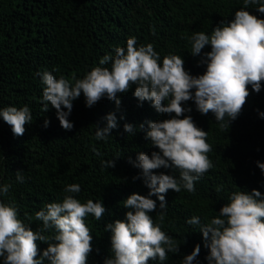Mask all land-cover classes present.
Masks as SVG:
<instances>
[{
	"label": "trees",
	"instance_id": "obj_1",
	"mask_svg": "<svg viewBox=\"0 0 264 264\" xmlns=\"http://www.w3.org/2000/svg\"><path fill=\"white\" fill-rule=\"evenodd\" d=\"M243 7V0H0V108L27 106L33 117L19 137L0 118V184L12 185L9 195L0 199L14 202L20 218L34 231L43 228L35 213L48 203L62 202L66 195H74L81 203L102 201L104 217L96 221L89 216L85 222L93 237L87 264H104L113 256L106 224L125 221L126 213L134 211L124 207L129 195L149 192L141 170L129 162L136 161L140 152L151 155L159 151L145 138L146 121H163L175 114L158 113L150 101L141 103L133 95V86L118 96L119 108L106 97L89 108L81 94L68 117L74 127L65 130L51 105L48 111L42 110L45 86L38 73L49 71L74 83L73 78H83L92 67L100 66L103 56H114L117 47H126L127 39L135 37L138 45L151 43L161 63L165 55L181 56L185 70L199 76L206 71L202 60L211 46L193 56L189 38L201 31L211 35L215 26L232 21ZM258 7L250 5L244 10L264 19ZM103 66L110 69L111 64ZM249 91L241 114L224 130L211 112L201 114L192 100L183 103L184 115L208 132L207 142L212 146L208 156L214 167L196 182L195 192L169 190L164 210L159 209L157 197H151L157 201V210L150 215L176 241L179 252L149 264H182L197 244L200 252L193 264H208L210 249L204 246L200 226H190L186 220L199 216L201 224L209 223L234 192L256 189L264 195V174L256 165L257 161L264 163V118L259 116L264 112V82L259 93L251 86ZM108 113H115L118 126L111 136L97 140V127L106 125ZM45 120L49 121L47 127ZM126 123L136 126L134 135L124 131ZM112 159L115 167H102V161ZM17 171L23 175V183L17 182ZM155 172L179 178L177 169ZM72 183L81 186L79 194L64 191ZM42 234L55 242L54 229ZM37 243L42 255L48 243Z\"/></svg>",
	"mask_w": 264,
	"mask_h": 264
},
{
	"label": "clouds",
	"instance_id": "obj_2",
	"mask_svg": "<svg viewBox=\"0 0 264 264\" xmlns=\"http://www.w3.org/2000/svg\"><path fill=\"white\" fill-rule=\"evenodd\" d=\"M244 7L235 12L234 19L214 27L211 35L197 32L190 39L193 56H199L206 46L211 51L204 53L202 63L206 71L193 76L184 68V60L178 55L161 57L151 43L138 45L135 37L126 41V47H117L115 55L103 56L81 79L74 83L64 76L57 78L49 71L38 73L45 86L42 92L44 112L49 105L56 110L60 126L71 130L74 125L68 119L73 102L83 94L87 107H92L102 98L115 101L119 108L120 94L135 86L134 97L141 103L150 101L158 113L175 114L163 121H146L148 130L145 138L159 151L151 155L138 153L136 161H129L141 170L147 195L132 193L124 201V207L133 209L126 213V220L107 223L105 231L111 232L113 256L104 264H149L150 260L163 262L169 253H178L179 245L162 230L152 215L167 207L166 194L169 190L179 193L196 191V182L202 179L214 165L208 156L212 146L207 142L208 132L200 129L190 115H184V102L194 101L197 111L203 115L211 112L221 130L231 126L241 114L251 94L249 86L256 93L264 82V19L244 9L259 5L257 11L264 13L262 0H243ZM111 64L110 69L103 65ZM193 90L194 93H193ZM167 102L166 104L164 102ZM66 109L67 111H65ZM191 111V109H187ZM183 116V118H179ZM264 118V112H259ZM0 118L11 127L14 136H22L25 126L32 122L27 106L0 108ZM106 125L97 127L96 139L105 140L111 130L117 128L115 113H108ZM49 125L45 120L44 127ZM145 125H139L144 129ZM136 126L124 124V131L134 135ZM99 155V153H97ZM257 167L264 174V163L257 161ZM102 167H115V161H102ZM177 169L179 178L158 169ZM140 177H134L138 179ZM16 180L24 182L17 171ZM11 184H0V197L9 195ZM66 193L79 194L81 186L72 183L64 189ZM106 208L102 201L89 199L81 203L74 195L64 196L62 202L48 203L35 213L36 220L43 222L40 231H34L19 216L14 202L0 199V264H87L92 252V233L86 218L100 221ZM164 220V212L159 213ZM190 226H200L204 246L210 249L208 264H264V195L256 189L251 193L240 191L230 196L218 216L209 223L201 224L199 216L186 220ZM54 229L55 235L42 234ZM38 241L47 242L48 247L40 254ZM197 244L191 254L184 256L182 264H193L199 255Z\"/></svg>",
	"mask_w": 264,
	"mask_h": 264
}]
</instances>
